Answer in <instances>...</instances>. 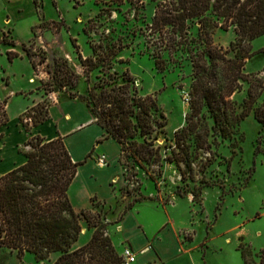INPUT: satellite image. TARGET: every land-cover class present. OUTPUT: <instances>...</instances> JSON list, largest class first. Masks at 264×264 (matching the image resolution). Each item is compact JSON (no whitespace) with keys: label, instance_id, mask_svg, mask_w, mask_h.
I'll use <instances>...</instances> for the list:
<instances>
[{"label":"rangeland","instance_id":"rangeland-1","mask_svg":"<svg viewBox=\"0 0 264 264\" xmlns=\"http://www.w3.org/2000/svg\"><path fill=\"white\" fill-rule=\"evenodd\" d=\"M159 2L0 0V105L5 106L10 118L11 138L23 135L16 125H22L28 136L16 150L23 154L31 150L26 142L38 135L30 124L34 115H46L60 98L84 101L90 91H99L97 86L122 83L124 72L129 71L132 87L139 95H152L159 112L165 114L167 125L155 144L162 146L164 155L170 153L169 147L175 144V135L191 111L194 68L186 46L166 49L167 42L161 38L168 41L171 35L160 37L152 30ZM189 32L198 38V25L192 24ZM236 38L234 27L214 29V43L228 58L236 57L237 50L231 45ZM251 44L252 55L245 58L242 71L264 81V36ZM24 47L32 52V59ZM8 51L18 56L10 60ZM86 58L101 60L94 67L93 62L84 64ZM157 59L163 60V70L157 67ZM65 61L73 71H66ZM240 83L242 89L230 97L238 113L244 110L249 87L243 80ZM263 104L264 90L231 135L212 132L211 147L199 150L194 162L195 181L183 183L177 165L166 161L163 167L150 166L148 172L123 166L124 182L119 187L114 185L117 198L107 202L92 197L93 206L88 210L101 215L119 254L125 246H131L127 240L122 242L126 236L136 240L138 246L144 243L140 222L153 231L164 216L160 208H164L170 218L168 228L156 238V248L167 259L139 257L142 251H135L134 264H264V124L254 114V109ZM73 110L82 111L83 118L91 114L85 105ZM204 112L214 124L207 108ZM204 165L207 168L202 171ZM135 171L137 175H133ZM195 187L201 188V202L194 200ZM72 197L79 213L81 208L90 207L79 183ZM130 205L140 206L126 216L124 210ZM81 225L73 249L86 245L95 230L84 216ZM59 255L55 252L39 260L32 253L20 254L2 247L0 264H53Z\"/></svg>","mask_w":264,"mask_h":264},{"label":"trees","instance_id":"trees-1","mask_svg":"<svg viewBox=\"0 0 264 264\" xmlns=\"http://www.w3.org/2000/svg\"><path fill=\"white\" fill-rule=\"evenodd\" d=\"M192 24L198 25V38L190 36ZM219 26L234 27L237 38L231 45L237 50L235 58H228L224 49L214 43L213 32ZM152 30L160 37L171 35L168 41L161 38L167 42L166 49L186 46L194 68L191 111L186 124L177 131L170 153L164 155L162 146L155 144L167 125L165 114L159 112L152 95H139L132 87L129 71L124 72L122 83L97 86L99 91H90L83 99L95 122L105 129L106 137H113L120 144L119 160L127 170L133 167L148 172L150 166L163 167L166 161L177 165L183 183L195 181L194 162L199 150L211 147L212 132L231 135L251 113L264 90L260 77L242 71L245 58L252 55L251 42L264 36V0H160ZM24 49L32 59V52ZM16 56L8 51L10 60ZM100 60L86 58L83 62H93L96 67ZM32 64L36 68V63ZM156 64L164 69L162 59H157ZM63 66L66 71H73L66 61ZM241 80L249 87L244 110L238 113L230 97L242 89ZM205 108L214 124L208 120ZM0 110L2 128L10 119L4 105H0ZM254 114L264 124V104L254 109ZM48 116L49 111L44 116L34 115L31 126L43 123ZM26 145L31 148L24 153L26 162L0 176V248L8 247L20 254L29 252L39 260L60 253L53 264H123L101 215L91 210L79 213L74 208L69 190L82 162L73 160L63 137L47 139L37 135ZM206 168L204 165L202 171ZM150 178L157 183L154 175ZM202 182L208 184L205 179ZM179 194H183L181 187ZM192 194L195 201L201 202L200 187H195ZM132 208L133 205L125 208L124 214ZM81 216L95 230L86 245L73 249L82 231Z\"/></svg>","mask_w":264,"mask_h":264},{"label":"crops","instance_id":"crops-1","mask_svg":"<svg viewBox=\"0 0 264 264\" xmlns=\"http://www.w3.org/2000/svg\"><path fill=\"white\" fill-rule=\"evenodd\" d=\"M82 105L87 106L84 101L77 99H58L50 106L48 119L37 126H33V131L35 134L47 139L62 136L73 160L82 162L79 165L76 178L70 186L69 195H71L70 198L74 205L72 191L78 183L83 187L91 203L89 208L80 209L83 211L92 208L91 199L94 196L107 202H113L117 198L118 192L114 185L119 187L123 184L124 168L119 160L121 154L120 144L113 137H106L105 129L95 122L93 113L91 112L88 118H83L82 111L73 110L74 107H82ZM87 108L90 110L88 106ZM9 123L10 120L6 126L0 128V176L24 164L27 160L25 154L16 150L18 145L28 139L27 132L22 125H16L17 132L23 135L19 139L18 137L11 138L12 131ZM102 155H106L109 161L108 165L98 164V157ZM114 181L115 184H113ZM160 209L164 212V216L153 231L148 230V227H144V224L140 222L141 233L145 238L142 245L138 246L136 240L127 236L122 240V242L127 240L131 245L130 247L138 253L142 251L139 253V257L156 255L167 259L156 248V238H160V234L168 228L166 225L170 218L164 208ZM126 216L122 222H124ZM114 242L116 246L119 245L115 240ZM147 248H149L148 253H143Z\"/></svg>","mask_w":264,"mask_h":264},{"label":"built area","instance_id":"built-area-1","mask_svg":"<svg viewBox=\"0 0 264 264\" xmlns=\"http://www.w3.org/2000/svg\"><path fill=\"white\" fill-rule=\"evenodd\" d=\"M186 100L189 101V97H186ZM106 160H107L106 155H102L99 158L98 164L106 165ZM121 256L123 258V264H133L137 260V253L130 246H125L124 247V249H123V251L121 253Z\"/></svg>","mask_w":264,"mask_h":264},{"label":"bare ground","instance_id":"bare-ground-1","mask_svg":"<svg viewBox=\"0 0 264 264\" xmlns=\"http://www.w3.org/2000/svg\"><path fill=\"white\" fill-rule=\"evenodd\" d=\"M148 251H149V248L145 249V250L143 251V253H148Z\"/></svg>","mask_w":264,"mask_h":264}]
</instances>
